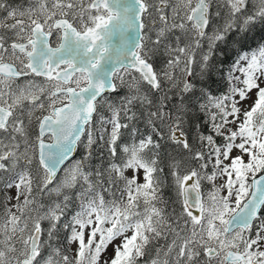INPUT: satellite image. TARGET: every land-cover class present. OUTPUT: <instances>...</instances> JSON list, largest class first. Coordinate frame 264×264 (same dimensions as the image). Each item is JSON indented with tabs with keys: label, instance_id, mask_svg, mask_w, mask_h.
<instances>
[{
	"label": "snow or ice",
	"instance_id": "snow-or-ice-1",
	"mask_svg": "<svg viewBox=\"0 0 264 264\" xmlns=\"http://www.w3.org/2000/svg\"><path fill=\"white\" fill-rule=\"evenodd\" d=\"M0 264H264V0H0Z\"/></svg>",
	"mask_w": 264,
	"mask_h": 264
}]
</instances>
